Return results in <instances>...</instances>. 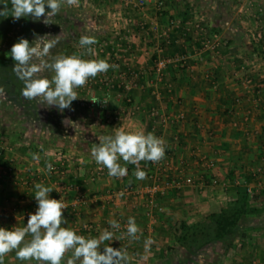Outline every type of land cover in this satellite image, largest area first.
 <instances>
[{
    "label": "crops",
    "instance_id": "crops-1",
    "mask_svg": "<svg viewBox=\"0 0 264 264\" xmlns=\"http://www.w3.org/2000/svg\"><path fill=\"white\" fill-rule=\"evenodd\" d=\"M159 1L150 0L143 6H136L135 0L63 4L69 11L74 9L67 16L69 31L51 49L48 62L55 56L76 55L85 60L103 59L116 67L74 89L78 99L63 112L39 99L38 110L29 115L23 111L24 115L16 117L0 103V227L14 230L26 226L38 206L34 185L41 183L53 189L50 198L61 199L66 205L63 215L67 224L62 227L79 235L93 224L97 229L87 238H99L104 230H110L109 221L134 217L139 232L138 239L129 241L128 264H183L188 253L180 258L179 249L184 248L174 240V223L202 221L226 207L237 195L243 177L252 174L248 185L255 187L254 195L240 225L243 236L236 238L229 253L219 257V263L264 264V14L257 13L264 0H162V8ZM213 30L225 40L217 53L203 43V37L212 38ZM255 34L260 38L253 40L250 36ZM85 35L95 37L97 43L82 47L79 40ZM87 47L93 51L88 53ZM158 54L186 55L185 68L170 65L158 80L154 68ZM244 74L257 85L245 86ZM53 75L50 70L43 72L48 79ZM117 83L132 85L127 132L143 131L162 138L165 149L174 156L173 176L177 180L193 177L194 184L172 188L157 198L162 211L149 208L144 193L122 191L125 187L142 190L147 184V178L135 177L137 165L122 158L118 163L127 168L126 176L111 177L106 168L92 179L98 165L92 147L99 144L100 137L118 131L107 122L109 112L124 104ZM18 86L13 84L15 95L9 96V102L19 98L20 93L15 92ZM257 88H261L260 96ZM103 96L108 97L109 107L100 117H92L79 105L80 99ZM20 97L25 101L22 94ZM155 109L157 115L153 116ZM179 113L184 114L182 120L174 118ZM33 153L39 155L38 161L33 160ZM46 162L64 163L62 173H49ZM149 165L150 161L142 160L139 170L147 173ZM30 240L27 235L25 242ZM148 240L152 243L146 248ZM118 244L116 238L105 241L100 251L107 245L115 249ZM16 251L4 257V264H42L21 261ZM73 251L65 253L61 264L73 258Z\"/></svg>",
    "mask_w": 264,
    "mask_h": 264
},
{
    "label": "clouds",
    "instance_id": "clouds-1",
    "mask_svg": "<svg viewBox=\"0 0 264 264\" xmlns=\"http://www.w3.org/2000/svg\"><path fill=\"white\" fill-rule=\"evenodd\" d=\"M11 9L4 2L0 8V16L5 18L11 16L15 20L31 17L39 20L46 16L45 24H48L49 15L57 14L62 4L78 6L79 0H10ZM50 9L46 13V6ZM11 14V15H10ZM53 39L43 44V47L30 45L25 38H20L11 47V58L16 62L12 69L15 75L24 84L21 94L28 100L41 98V103L47 107L56 106L60 112L70 109L74 100L78 99L76 88L83 87L90 77L94 78L100 73H106L110 65L106 60H85L76 55L55 56L51 62L41 59L39 64L32 63L33 57H49L51 49L59 42ZM43 38V37H42ZM79 43L82 47L91 46L97 43L95 37L82 36ZM86 51L91 53L93 49L87 47ZM50 70L54 73L51 79L38 74ZM3 92V88H0ZM93 101V100H92ZM96 102V101H93ZM165 141L156 137L153 133L145 134L143 131L125 132L118 130L114 136H103L99 138V144L91 149V155L95 162L108 169V175L121 178L127 175V168L122 167L118 160L123 159L126 163L137 165L134 172L138 180L147 178V173L139 170V162L142 160L153 163L161 161L165 156ZM33 160L38 161V154H31ZM46 169L49 173L54 171L51 163L46 162ZM36 191L34 198L38 202L37 210L30 214L27 224L24 227H17L14 230H7L0 227V264H4V257L11 251H16V256L21 261L35 260L42 264H61L65 253L73 251V258L68 259L67 264H128V253L126 250L114 249L107 245H101L105 241H112L114 233L104 230L99 238H85L77 235L75 231L62 227L67 224L63 215L66 205L61 199L50 198L53 192L51 187L41 183L34 185ZM113 229H119L120 224L109 221ZM139 228L135 218L129 217L127 224V235L138 239L136 234ZM31 236V240L25 242V237ZM152 243L146 241L147 245ZM21 245H23L21 247Z\"/></svg>",
    "mask_w": 264,
    "mask_h": 264
},
{
    "label": "built area",
    "instance_id": "built-area-1",
    "mask_svg": "<svg viewBox=\"0 0 264 264\" xmlns=\"http://www.w3.org/2000/svg\"><path fill=\"white\" fill-rule=\"evenodd\" d=\"M150 0H135L136 6H143ZM158 7H163V1H159L157 3ZM250 4L247 6L248 9L250 8ZM257 13L264 14V8L259 6L257 8ZM197 25L200 26V20L197 21ZM204 38V47L209 48L212 51H215L216 53L219 52L217 49L221 45L222 39L219 37H203ZM187 57L184 54H179L176 56H168L164 57L162 54H158L156 59L154 60V68L156 77L158 80H161L164 76L165 69L170 65H175L176 67L183 69L185 68V61ZM93 80L89 79L86 84H90ZM102 82L109 86L110 84L106 82L105 80H102ZM243 84L245 86H255L254 80L249 77L248 75H243ZM131 84L128 83H117L116 87L118 89V97L121 99V101L124 103L121 105V107L114 112L108 114L107 122L115 127L117 130H126L127 121L129 120V117H132V97L130 94ZM256 95H261V88H257ZM96 102H93V101ZM259 100V99H257ZM79 105L86 109L91 116L100 117V112L104 110H108L109 107V99L107 96L103 97H91L88 99H80ZM153 116L157 115V110H153L152 112ZM166 118V117H165ZM175 119L182 120L184 118L183 113H179L177 116L174 117ZM174 119V120H175ZM0 156H3V146H0ZM174 156L173 153L167 149H165V156L164 158L156 163H153L150 161V165L147 171V184L142 190L135 189L133 187H125L122 191L126 194H133V193H144L146 195L147 200V206L149 208L155 206L158 211H162L163 207L158 204L157 198L160 196H164L167 194V192L172 188H181L183 186H190L194 184L193 177L187 176L183 177L182 179H176V177L173 176L172 172L175 169L174 168ZM206 166H209V162H206ZM62 165H56L52 164L54 167L53 172L62 173ZM8 168L5 169L4 173L8 172ZM106 168L103 165H97L95 168L92 179H95L96 177H99L101 174L105 172ZM239 183V181H237ZM217 183V180H213V184L215 185ZM236 183V182H235ZM237 185V184H236ZM247 191L252 196L254 195V186L247 184ZM56 199V198H53ZM64 203V202H63ZM65 204V203H64ZM74 205H77V201ZM38 207V206H37ZM37 207L34 209L36 212ZM147 214H150V211L148 210L146 212ZM27 217V216H26ZM119 229H113L110 227L111 232L114 233V237L119 240V244L115 247V249H124L129 251V241L131 237L127 235V224L128 219H123L120 222ZM97 227L96 225L89 224L87 225L80 233L79 235L87 238L89 234L94 233L96 231ZM245 264H253V263H245Z\"/></svg>",
    "mask_w": 264,
    "mask_h": 264
},
{
    "label": "trees",
    "instance_id": "trees-1",
    "mask_svg": "<svg viewBox=\"0 0 264 264\" xmlns=\"http://www.w3.org/2000/svg\"><path fill=\"white\" fill-rule=\"evenodd\" d=\"M5 3L11 9L10 0H6ZM6 20L12 23L14 18L9 16ZM18 82V92L21 93L24 84L21 80ZM253 177L252 174H246L243 177L244 182L242 181V185L237 189V195L228 201L226 207L211 213L205 220L195 222L180 220L174 223L171 229L174 240L188 253L184 262H193L196 256L208 248L215 250L218 254L217 259L220 260V256L226 255L235 247L236 238L243 236L240 225L247 216L246 207L251 198L246 186L252 182Z\"/></svg>",
    "mask_w": 264,
    "mask_h": 264
},
{
    "label": "rangeland",
    "instance_id": "rangeland-1",
    "mask_svg": "<svg viewBox=\"0 0 264 264\" xmlns=\"http://www.w3.org/2000/svg\"><path fill=\"white\" fill-rule=\"evenodd\" d=\"M45 7H46V13L48 11H50V9L47 8V5ZM261 7H263V6H261ZM69 9H71V8H66L62 4V7L57 14L49 15V20H48L49 23L48 24L44 23V20L47 18L46 16L41 17L39 20L33 19V26L36 27V30H35L36 32L34 31L35 33H33L31 45L38 46V47L42 48L44 43L51 41L53 39H57L56 36H58V35H59V37H58L59 41H60V39L61 40L64 39V37L67 36V33L69 31V27H70L69 21L67 20V16L68 17L71 16V14L69 12L73 13V11H74V9L70 10V11H69ZM215 32L216 31H214V30L211 32V34L213 33L212 37H219L220 39H222V36L221 35L216 36L215 34H217V33H215ZM253 33H255V30H253ZM250 37L253 40L260 38V36H257V34H255L254 37H252V36H250ZM224 42H225V40L223 38L220 47L223 46ZM260 42H261V40H260ZM59 44L61 45L62 43H59ZM59 48H60L59 50H61V46ZM41 59L47 60L48 57H43V58L33 57L32 63L39 64L41 62ZM38 75L43 77V72L38 74ZM15 77L14 78L12 77L9 80L6 79L5 83L3 80L0 81V88H3V92H0V103L4 104L5 111H7V113L10 115L15 116V114H16V117H19L20 115H24L23 111H26V113L29 115L33 109L38 110L39 105H38L37 100H39V99L41 100V98H36V99H32V100H28V99L26 100V98H25V101H24L23 98L20 97L21 96V93H20L19 94L20 96L18 95L19 96L18 99H16L14 97V99L11 102H9L8 101L9 96L15 95L13 93V84L19 83L18 82L19 79H18V81L17 80L15 81ZM254 84L257 85V83H255V81H254ZM16 90L17 91H15V92L19 93L18 89H16ZM19 106H21V108ZM22 106H24L25 108ZM179 250L182 251L180 253L178 252L180 258L182 257L181 254L182 255L184 254L187 256L185 249H179ZM207 254H208V257H207ZM217 255L218 254L215 250L208 248L207 250H204V252H202V254H200L199 256H196L195 257L196 260H194V262L196 264H205L206 262H207V264H220L219 263L220 260L217 259ZM180 258H179V261H180ZM184 258H185V256H184ZM178 262H176V263H178ZM190 263L192 264L193 262H184L183 264H190Z\"/></svg>",
    "mask_w": 264,
    "mask_h": 264
},
{
    "label": "flooded vegetation",
    "instance_id": "flooded-vegetation-1",
    "mask_svg": "<svg viewBox=\"0 0 264 264\" xmlns=\"http://www.w3.org/2000/svg\"><path fill=\"white\" fill-rule=\"evenodd\" d=\"M35 30L36 27L33 26V18L31 15L19 20L14 19L12 23L7 21L6 32L0 35V81L3 80L5 83L6 79L9 80L15 76L12 69L16 62L10 55H7L10 53L13 44L18 42L20 38H25L31 45L33 33L36 32Z\"/></svg>",
    "mask_w": 264,
    "mask_h": 264
},
{
    "label": "water",
    "instance_id": "water-1",
    "mask_svg": "<svg viewBox=\"0 0 264 264\" xmlns=\"http://www.w3.org/2000/svg\"><path fill=\"white\" fill-rule=\"evenodd\" d=\"M4 7V0H0V8ZM7 28V20L5 17L0 16V33H5Z\"/></svg>",
    "mask_w": 264,
    "mask_h": 264
}]
</instances>
